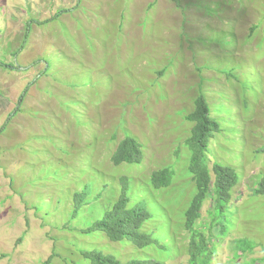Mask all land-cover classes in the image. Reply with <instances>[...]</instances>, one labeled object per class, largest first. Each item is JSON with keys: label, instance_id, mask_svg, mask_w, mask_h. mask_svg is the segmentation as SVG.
Segmentation results:
<instances>
[{"label": "rangeland", "instance_id": "obj_1", "mask_svg": "<svg viewBox=\"0 0 264 264\" xmlns=\"http://www.w3.org/2000/svg\"><path fill=\"white\" fill-rule=\"evenodd\" d=\"M0 63V264H90L82 250L187 264L184 116L199 94L221 128L208 162L238 176L224 213L212 223L208 199L196 223L212 231L209 264H264L259 246L234 257L238 240L264 246V0H0ZM126 135L143 160L114 166ZM163 168L171 185L153 190ZM123 175L151 215L142 249L82 233Z\"/></svg>", "mask_w": 264, "mask_h": 264}, {"label": "trees", "instance_id": "obj_2", "mask_svg": "<svg viewBox=\"0 0 264 264\" xmlns=\"http://www.w3.org/2000/svg\"><path fill=\"white\" fill-rule=\"evenodd\" d=\"M0 65L4 67L2 63ZM25 92L21 95V98L25 95ZM184 120L191 124L188 137L184 140V147L189 152L187 171L194 185V194L184 211L183 222L184 229L189 235L187 264H209L213 258V252L209 245L212 231L206 236L203 231L196 228V223L201 217V208L208 199L211 205L212 223L214 221L212 219L213 212H215V215L224 213V209L230 201V192L238 183V176L231 167L215 162L210 165L208 162L209 140L214 134L221 132V128L217 121L210 116L208 103L202 94L194 99L193 108L190 113L184 116ZM142 160V146L130 135H126L118 141L110 158L114 166L140 164ZM172 178V169L156 170L150 174L149 185L153 190L165 189L171 185ZM119 184V194L116 201L103 212L99 219L83 229L82 233H103L111 242L125 240L137 249L145 248L154 242L148 233L141 230L143 224L150 219L151 215L144 206L145 201L137 199L135 204H131L129 178L124 175L121 176ZM253 194H264V179L259 182ZM84 200H86L85 191L74 194L72 218L78 215L81 205L85 204L83 203ZM258 246L264 251V246H260L253 241L238 240L234 245V257H237L235 260H238L245 253H252ZM79 254L83 259L88 260L90 264H163L152 259H133L121 262L109 254H103L96 250H82ZM253 263L254 260L244 264ZM43 264H49V260Z\"/></svg>", "mask_w": 264, "mask_h": 264}]
</instances>
